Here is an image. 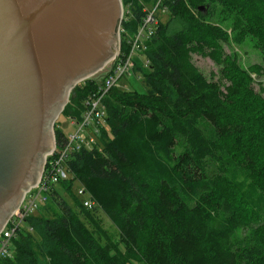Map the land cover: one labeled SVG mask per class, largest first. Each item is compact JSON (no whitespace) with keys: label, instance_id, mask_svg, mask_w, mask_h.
Wrapping results in <instances>:
<instances>
[{"label":"trees","instance_id":"trees-1","mask_svg":"<svg viewBox=\"0 0 264 264\" xmlns=\"http://www.w3.org/2000/svg\"><path fill=\"white\" fill-rule=\"evenodd\" d=\"M157 1L122 0L121 50ZM157 10L168 17L156 14L145 39L148 63L135 59L144 91L105 95L108 131L71 154V178L27 217L1 264H264V214L240 192L264 198V95L252 76L264 75V0H160ZM230 40L253 41L262 62L244 67L225 53ZM197 52L221 64L226 84L196 67ZM95 82L78 83L60 114L79 118ZM79 185L96 206H82Z\"/></svg>","mask_w":264,"mask_h":264},{"label":"water","instance_id":"water-1","mask_svg":"<svg viewBox=\"0 0 264 264\" xmlns=\"http://www.w3.org/2000/svg\"><path fill=\"white\" fill-rule=\"evenodd\" d=\"M122 0H0V231L39 180L54 123L120 48Z\"/></svg>","mask_w":264,"mask_h":264},{"label":"built area","instance_id":"built-area-1","mask_svg":"<svg viewBox=\"0 0 264 264\" xmlns=\"http://www.w3.org/2000/svg\"><path fill=\"white\" fill-rule=\"evenodd\" d=\"M159 2L160 0L153 8L143 9L145 15L142 24L134 34L126 36V49L121 50L120 41V48L115 57L105 64L99 71L101 73L98 72L99 74L90 77L96 79V90L84 99V107L79 118L68 115L70 124L75 127L74 131L68 134L62 132L58 140L54 138V148L46 155L39 180L24 193L20 204L0 231V264L3 258L11 256L12 240L26 226L27 217L47 202L50 193L60 181L71 178L68 168L71 154L81 149H92L97 145L102 130L108 131L105 95L113 87L121 86L119 81L122 76L136 74L134 73L136 58L140 57L143 64L147 65L148 60L141 52L146 49L145 39L149 38L158 23L156 14ZM121 30L123 31L120 26V33ZM138 78L140 79L141 76ZM76 194L80 197L82 206L89 209L96 206L92 195L83 185L77 186Z\"/></svg>","mask_w":264,"mask_h":264},{"label":"rangeland","instance_id":"rangeland-1","mask_svg":"<svg viewBox=\"0 0 264 264\" xmlns=\"http://www.w3.org/2000/svg\"><path fill=\"white\" fill-rule=\"evenodd\" d=\"M151 5L152 4L150 3L146 5V7L151 8ZM157 16L161 21L164 22L168 17V13L167 11L157 10ZM224 51L227 55L235 56L244 67H249L252 63L254 64L262 62L261 50L254 45L253 41L246 40L244 43L238 44L233 40H230L228 43L224 44ZM191 58L192 62L207 77V79L216 81L221 84H226V78L223 75L221 64L214 62L208 56L198 52L192 53ZM138 76H140V73L131 75L127 74L122 76L119 81L121 82V87H123L124 89L127 88L126 90H135L137 93H142L144 91V86ZM252 76L254 78V88L257 91H262L264 95V75L256 76L255 74H253ZM75 107L76 106H74L73 108ZM55 122H57L58 127L64 134H68L75 129V127L70 124L69 116L65 115L64 113L59 114ZM240 190V192L249 201V203L260 209L264 214V198L260 197L257 192H255L251 188H248L247 186L242 185V188ZM100 216L101 223L105 231L116 238L117 230L115 226L105 215L100 214Z\"/></svg>","mask_w":264,"mask_h":264}]
</instances>
